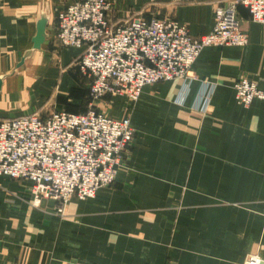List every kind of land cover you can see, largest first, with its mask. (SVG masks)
Here are the masks:
<instances>
[{
	"label": "crops",
	"instance_id": "crops-1",
	"mask_svg": "<svg viewBox=\"0 0 264 264\" xmlns=\"http://www.w3.org/2000/svg\"><path fill=\"white\" fill-rule=\"evenodd\" d=\"M75 0H0V120L40 111L87 112L90 78L84 48L56 38L58 13ZM114 22L135 16L172 17L198 37L212 31L215 11L230 0H113ZM48 37L33 46L42 14ZM246 46H207L183 81L147 85L131 114L136 130L113 184L93 198H73L66 216L57 200L35 205L29 179L0 175V264H243L264 257V99L235 100V83L254 79L264 90V23L239 6ZM203 81L214 84L200 112ZM112 117L126 111L123 96L94 105Z\"/></svg>",
	"mask_w": 264,
	"mask_h": 264
},
{
	"label": "built area",
	"instance_id": "built-area-1",
	"mask_svg": "<svg viewBox=\"0 0 264 264\" xmlns=\"http://www.w3.org/2000/svg\"><path fill=\"white\" fill-rule=\"evenodd\" d=\"M239 6L248 9L253 21L264 23V0H230L217 7L212 31L196 37L172 17L139 15L114 22L113 0L71 2L58 13L56 38L64 48H84L79 65L90 78V107L83 113L34 111L1 119L0 175L31 180L33 204L42 197L56 199L61 217L71 199L95 197L114 183L124 164L136 132L131 114L145 86L180 79L183 88L176 102L184 104L197 78L192 69L205 47L249 44ZM234 88L235 100L245 107L264 99V90L249 77L240 78ZM214 89L203 81L200 112L208 111ZM107 94L128 100L123 116L94 107ZM243 264H264V257L248 254Z\"/></svg>",
	"mask_w": 264,
	"mask_h": 264
},
{
	"label": "water",
	"instance_id": "water-1",
	"mask_svg": "<svg viewBox=\"0 0 264 264\" xmlns=\"http://www.w3.org/2000/svg\"><path fill=\"white\" fill-rule=\"evenodd\" d=\"M47 24H48V17L46 15V13H43L42 17L40 18V20L38 21V24H37L36 35L34 36V38L32 40L33 46L31 49L27 50L24 53L21 61L17 65V68H19L21 65H23L25 60L32 55L34 50L40 49L42 47L43 43L45 42V40L48 37ZM6 77H7V75H0V91L2 90V87L4 84V79Z\"/></svg>",
	"mask_w": 264,
	"mask_h": 264
},
{
	"label": "rangeland",
	"instance_id": "rangeland-1",
	"mask_svg": "<svg viewBox=\"0 0 264 264\" xmlns=\"http://www.w3.org/2000/svg\"><path fill=\"white\" fill-rule=\"evenodd\" d=\"M108 95H110V94H107L106 96H108ZM106 96H105V97H106ZM110 96H114V95H110ZM105 97H104V98H105ZM125 100H126V107H127V109H128L129 102H128V100H127L126 98H125ZM126 113H127V112H126ZM124 114H125V113H124ZM124 114H123V115H124Z\"/></svg>",
	"mask_w": 264,
	"mask_h": 264
}]
</instances>
